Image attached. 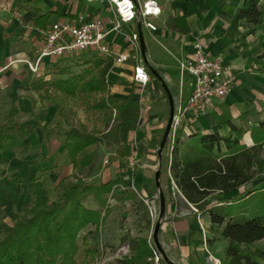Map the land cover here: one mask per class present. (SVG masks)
I'll use <instances>...</instances> for the list:
<instances>
[{"label": "crops", "instance_id": "crops-1", "mask_svg": "<svg viewBox=\"0 0 264 264\" xmlns=\"http://www.w3.org/2000/svg\"><path fill=\"white\" fill-rule=\"evenodd\" d=\"M155 1L161 9L160 15L151 20L156 26L155 32L148 31L135 20L123 24L122 31L116 33L109 31L116 15L104 1L0 0V122L12 119L20 125L54 126L50 125L57 121L58 111L51 104L52 107L47 106L49 101L44 99V91L35 90L33 85L40 80L66 79L57 75L68 71L64 68L70 66L67 62L71 57L43 58L38 74L31 73L26 62L36 61L44 45L43 33L52 23H74L81 16L101 18L109 31L104 43L114 53L130 54V59L124 64H115L112 56L96 55L107 62V72L117 80L112 86L113 95L127 100L125 123L118 134L119 153L115 150L112 154L111 166L105 170L104 180L98 182L121 179L130 189L134 187L140 200L150 202L157 195L155 173L159 170L166 198L159 241L166 255L176 264H207V255L217 260L223 256L225 245L219 239L220 227L211 224L207 215L194 217L180 201L178 204L181 196H171V134L159 155L169 118V99L179 105L189 97L193 79L180 74L179 64L192 59L194 45L201 44L211 56L223 60L225 73L234 77L235 88L224 99L214 100L206 116L183 127L181 140L187 141L196 134L227 136V123L231 122L246 131L241 143L252 146L249 130L257 122L264 121V54L257 47L258 37L264 36V24L251 29L245 42L235 44L224 34L242 0ZM259 8L264 10V0ZM47 13L50 14L48 18L44 17ZM133 34L137 35V54L132 52L125 37ZM139 63L149 77L145 85L133 81L134 67ZM52 135L45 139L42 132L35 129L28 137L17 136L4 145L0 153V225L11 226L15 214H22L23 208L29 206L27 186L33 176L45 179L46 184L58 177L55 172L50 173L48 179L38 175L37 159L33 155L36 150L59 154L56 185L73 173L77 175L63 143L59 149L57 136ZM220 150L226 151L223 144ZM16 178L19 183L13 181ZM234 194L236 192L229 196ZM85 206L98 209L92 197L87 198ZM94 230V226H89L84 230L87 232L82 233L92 236Z\"/></svg>", "mask_w": 264, "mask_h": 264}, {"label": "trees", "instance_id": "trees-1", "mask_svg": "<svg viewBox=\"0 0 264 264\" xmlns=\"http://www.w3.org/2000/svg\"><path fill=\"white\" fill-rule=\"evenodd\" d=\"M260 2L242 0L224 34L226 38L235 44L245 42L251 29L264 24ZM49 16L47 13L44 17ZM257 47L264 54V36L258 37ZM104 63L99 56H92L83 62L85 68L78 74L66 79L40 80L33 88L44 91V99L59 112V105L49 91L69 98L79 93L106 92L108 84L104 75L109 65L104 67L101 76L93 75V70ZM126 102V99L107 93L100 104L116 113L114 121L117 124L110 127L102 138L113 140L117 154L118 134L125 123ZM262 111L264 113V106ZM227 125V136L196 134L187 141L181 140L182 129L177 130L171 144L169 173L181 196L178 204L180 201L194 217L207 215L211 224L220 227L219 239L225 245L220 264H264V121L257 122L249 130L250 147L241 143L246 133L244 129L231 122ZM35 129H39L45 139L55 132L61 134L73 169L77 173L90 170L94 153L87 150L101 138L75 128L65 130L57 124L44 128L39 123L20 125L12 119H4L0 122V153L8 141L17 136L26 138ZM221 144L226 148L224 153L220 150ZM13 181L20 182L18 178ZM28 188L29 206L23 208L22 214H15L11 226L0 225V264H78L80 233L94 226L93 233L98 235L109 212V199L121 204L137 202L146 211L144 217L150 224L147 206L121 179L100 182L63 179L55 188V199L50 198L45 179L33 176ZM232 192L236 194L229 196ZM89 197L98 209L85 206ZM86 241L85 236L81 264H89L99 252L98 245L90 246ZM129 244L130 255L104 264H154L155 253L161 264H166L152 239L148 244L147 236L132 239Z\"/></svg>", "mask_w": 264, "mask_h": 264}, {"label": "built area", "instance_id": "built-area-1", "mask_svg": "<svg viewBox=\"0 0 264 264\" xmlns=\"http://www.w3.org/2000/svg\"><path fill=\"white\" fill-rule=\"evenodd\" d=\"M86 2L104 1L113 9L116 18L113 21V31H122L123 24L137 20L142 27L150 32L156 31L151 21L160 15L161 9L155 0H85ZM105 29L103 20L99 17H78L74 23L55 22L43 33L44 45L35 62H26L29 71L38 74L39 64L43 58L60 59L64 57L83 56L84 54L108 55L113 57L115 64H124L130 59V54H117L112 52L104 43L109 34ZM131 45L132 52L137 54V35H125ZM180 74H187L193 79L192 90L184 104H175L171 124V141L177 130L203 118L209 112L214 100H222L235 88V80L225 73V66L220 57H213L205 51L204 47L196 43L192 59L179 64ZM133 81L142 85L149 82V77L142 63L134 67ZM131 166L134 165L132 162ZM104 180L102 176L99 178ZM88 181L90 180H83ZM131 190L135 192L134 187ZM171 196L180 195L174 182H171ZM155 199H158L156 196ZM193 209V208H192ZM195 211V209H193ZM156 213L155 208H149L150 216ZM151 244V237L148 238ZM210 264H220L219 260L207 255ZM154 264H161L159 256L154 254Z\"/></svg>", "mask_w": 264, "mask_h": 264}, {"label": "rangeland", "instance_id": "rangeland-1", "mask_svg": "<svg viewBox=\"0 0 264 264\" xmlns=\"http://www.w3.org/2000/svg\"><path fill=\"white\" fill-rule=\"evenodd\" d=\"M92 56L93 55L90 54H84L83 56H72L70 58L71 60L67 62L68 64H70V66L64 68V70L68 71L60 72L57 77L59 76L67 78L70 75L78 74L83 68H85L83 62H85L89 58H92ZM106 66L107 62H105L101 67L94 69L93 75L97 77L101 76L102 70ZM104 79L108 84L106 92H98L92 94L79 93L76 97L69 98L58 95L53 90L49 91V95L52 96L59 105L57 121L52 123L50 126L57 124L65 130L75 128L101 138L98 143L89 147L87 150L88 153H94V161L90 167V170L86 169L82 173H76L77 175L73 173L66 178L68 180L83 181L90 179L91 182H98L99 178H101L102 176H106L105 170L111 166L110 162L113 158L112 154L115 152L116 146L113 140L103 139L102 136L107 133L110 127H113L117 124V122L114 121L116 118V113L108 107L102 108L100 104L106 98L107 93L113 94L112 86L116 83L117 80L114 77H111L109 72H106V74L104 75ZM46 104L47 106L52 107L50 106V102H47ZM247 127L248 125H246V128ZM53 135L57 136L56 139L59 143L60 149V145L63 143V136L61 134H58L57 132L53 133ZM56 152L57 151H54L51 155L46 151L44 153H41L39 152V150H36L35 154H33L37 159L36 161L38 167V175L40 177L48 179V175L53 172H55L58 176L54 178L55 181L48 182L47 184L51 199H55L56 197L55 188L59 179V154H55ZM67 166H69L68 163ZM91 177H95V179H91ZM27 192V194H29L28 186ZM156 196H158V190L155 197ZM153 200H151L152 202H144V204L147 206L146 208L148 212L149 208H155L156 210V213H153V215L150 216V224H147L144 217L146 211H144L137 202H126L121 204L113 199H109V212L105 216L104 225L97 233L98 235H94L93 232H91L92 236L90 235V233L83 234L82 232L84 230L80 233L78 239L80 250L77 256V263L81 264L83 261L84 247L82 246V240L85 236L88 237V244L90 246L98 245L99 248L98 254L94 257L93 260H89V264H104L105 262L113 260L115 258L130 255V240L135 239L139 236H147L148 238L151 237L153 227L159 212L158 199ZM89 206L91 205L87 204V207Z\"/></svg>", "mask_w": 264, "mask_h": 264}, {"label": "water", "instance_id": "water-1", "mask_svg": "<svg viewBox=\"0 0 264 264\" xmlns=\"http://www.w3.org/2000/svg\"><path fill=\"white\" fill-rule=\"evenodd\" d=\"M140 44H142V40L140 39ZM169 105H170V111H169V118L167 122V126L165 128L162 140L159 145V155L161 156L162 151L164 149V146L167 143V139L170 134L171 130V124H172V119H173V112H174V103L171 99H169ZM155 185L158 190V217L156 219V222L153 227V231L151 234V239L153 242V245L157 252L160 254V256L163 258L164 262L166 264H175L171 259L168 258L166 255L165 251L163 250L160 241H159V230L162 224L163 219L165 218V211H166V198L165 195L162 191L161 184H160V171L157 170L155 173Z\"/></svg>", "mask_w": 264, "mask_h": 264}]
</instances>
